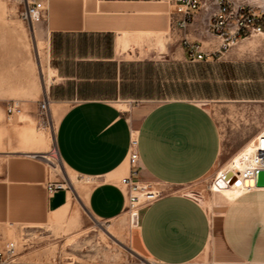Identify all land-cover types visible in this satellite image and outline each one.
I'll list each match as a JSON object with an SVG mask.
<instances>
[{
	"label": "crops",
	"instance_id": "obj_1",
	"mask_svg": "<svg viewBox=\"0 0 264 264\" xmlns=\"http://www.w3.org/2000/svg\"><path fill=\"white\" fill-rule=\"evenodd\" d=\"M249 3L264 12L257 0ZM208 4L210 10L198 11L190 26L180 29L173 25V0L47 1L46 19L35 23L45 35L50 73L43 99L55 120L53 141L60 159L78 180L66 179L70 188L50 192L49 181L65 179L56 165L31 154L44 151L50 141L27 131L22 139H0L5 153L2 238L12 239L10 229L67 221L80 226L84 210L106 222L126 215L120 179L129 174L131 132L136 130L140 179L154 180L163 194L140 209L139 225L130 229L131 250L158 264H264V187L228 198L220 193L211 206L184 189L224 162L220 128L210 110L191 98L140 96L143 87L156 85L157 75L145 74L156 65L153 61H193L184 38L201 42L213 54L211 60L234 61L245 71L242 82L264 75V33L245 36L220 54L221 40L208 29L216 5L213 0ZM254 86L247 93L253 94ZM236 100L262 99L240 95ZM21 143L22 149H13ZM229 190L242 189L214 191Z\"/></svg>",
	"mask_w": 264,
	"mask_h": 264
},
{
	"label": "rangeland",
	"instance_id": "obj_2",
	"mask_svg": "<svg viewBox=\"0 0 264 264\" xmlns=\"http://www.w3.org/2000/svg\"><path fill=\"white\" fill-rule=\"evenodd\" d=\"M236 1L250 4L249 0ZM257 2L264 8V0ZM20 10L17 2L0 0V139L9 142L12 138L22 139L24 131L36 133L50 141V145L31 154L48 158L55 147V120L50 108L46 111L41 108L44 85L50 80L45 35L37 25L23 21ZM153 63L156 65L146 68L145 74H156L153 80L156 85L152 89L143 87L140 96L195 99L210 110L220 128L224 162L201 180L184 186L185 191L209 206L222 195L228 198L243 191L217 193L212 186L217 172L229 166L233 156L264 130V75L250 81L243 77L242 82L241 74L245 71L236 68L234 61L217 57L207 61L159 59ZM251 85H255L253 94L247 93ZM257 89L261 92L257 93ZM240 95H254L262 100H236ZM14 100L21 102L23 110L20 115L9 116L7 106ZM22 148V143L13 147ZM4 155L0 151V166ZM56 167L61 178L78 180L60 158ZM144 183L161 190L154 180ZM83 216L80 226L67 221L20 232L10 229V238L18 243L19 259L25 264H158L131 250L130 229L135 223L130 213L111 222L95 219L86 210Z\"/></svg>",
	"mask_w": 264,
	"mask_h": 264
},
{
	"label": "built area",
	"instance_id": "obj_3",
	"mask_svg": "<svg viewBox=\"0 0 264 264\" xmlns=\"http://www.w3.org/2000/svg\"><path fill=\"white\" fill-rule=\"evenodd\" d=\"M17 2L21 6L20 15L23 21L35 24L46 19L47 1L48 0H11ZM175 5L173 25L180 29H185L195 20L196 13L202 9L210 10L211 6L208 0H173ZM216 9L212 11L209 20V31L218 36L221 40L219 53L223 54L230 50L239 39L248 35H257L264 33V12H258L252 7L244 4H236L233 0H213ZM188 57L193 61H204L212 59L213 54L203 50L201 42L192 41L188 38L183 39ZM43 111L48 110L49 101L43 99L41 102ZM22 104L19 100L10 102L7 106L9 116H14L22 112ZM49 164L56 165V161L60 158L56 146L44 158L40 154H34ZM129 174L121 177L120 185L122 186L126 201V212L130 213L131 221L135 226L139 225V210L155 201L163 194V190H155L150 188L140 179L139 169V150L137 131L131 132L129 153ZM244 168L236 170L234 178L243 185L246 181H253L254 185L244 186L245 190L256 188L257 172L264 170V130L256 134L252 141L251 157L243 159ZM230 170L218 171L216 179H223L231 186V182L225 175ZM47 188L50 192L70 188L66 180L49 181ZM18 243L13 239H4L0 236V264H25L19 259ZM168 264H216L211 261L190 260L180 263Z\"/></svg>",
	"mask_w": 264,
	"mask_h": 264
},
{
	"label": "bare ground",
	"instance_id": "obj_4",
	"mask_svg": "<svg viewBox=\"0 0 264 264\" xmlns=\"http://www.w3.org/2000/svg\"><path fill=\"white\" fill-rule=\"evenodd\" d=\"M253 141V140H252ZM252 141L248 143L239 153L233 156V159H231V163L226 168L222 169L221 171H224L225 169H229L231 171L229 179L235 175L236 170H241L244 168V162L243 159L251 157L252 154ZM228 179V180H229ZM254 185L253 181H246L243 185L238 181V178H234L233 183L230 185L227 184L223 179H216L215 183L213 184V190H222V189H242L245 191L244 186H252Z\"/></svg>",
	"mask_w": 264,
	"mask_h": 264
},
{
	"label": "water",
	"instance_id": "obj_5",
	"mask_svg": "<svg viewBox=\"0 0 264 264\" xmlns=\"http://www.w3.org/2000/svg\"><path fill=\"white\" fill-rule=\"evenodd\" d=\"M31 24V23H30ZM32 26V24H31ZM230 174H231V171H229L226 175H225V178L229 179L230 177ZM231 182L234 180V176H232L230 179H229ZM255 185L257 187H264V170H259L257 172V178H256V183Z\"/></svg>",
	"mask_w": 264,
	"mask_h": 264
}]
</instances>
